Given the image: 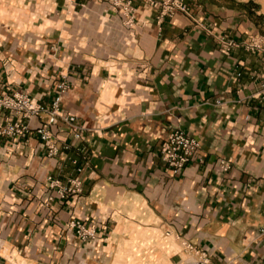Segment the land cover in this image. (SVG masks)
I'll return each mask as SVG.
<instances>
[{
	"label": "crops",
	"instance_id": "1",
	"mask_svg": "<svg viewBox=\"0 0 264 264\" xmlns=\"http://www.w3.org/2000/svg\"><path fill=\"white\" fill-rule=\"evenodd\" d=\"M185 3L159 19L134 2L128 27L105 0H0V96L49 106L65 80L62 112L82 129L48 127L76 164L48 158L36 134L0 136V264H198L202 251L264 264V56L222 49L264 46V0ZM176 130L201 145L178 176L161 158ZM48 177L81 192L62 199Z\"/></svg>",
	"mask_w": 264,
	"mask_h": 264
},
{
	"label": "built area",
	"instance_id": "2",
	"mask_svg": "<svg viewBox=\"0 0 264 264\" xmlns=\"http://www.w3.org/2000/svg\"><path fill=\"white\" fill-rule=\"evenodd\" d=\"M111 6L121 12L125 18V25L132 27L135 23V14L137 8L134 2H142L153 10H159L160 18L173 17L175 14H188L189 9L185 0H105ZM243 47L251 53H260L264 56V46L257 38H249L242 42L233 40L226 41L222 44V49L225 52L233 48ZM239 76V75H238ZM69 89V85L65 80L59 82L56 86V96L49 106L40 104L26 94H13L0 96V111L6 112L9 119L4 126L0 127V136L11 138H25L36 134L48 146L47 157H61L62 153L70 149V146L63 145L58 147L52 141V135L48 130L49 126L62 123L76 132V138L79 137L78 132L82 130L77 124L75 116L67 115L61 109V95ZM262 100L264 101V89L262 91ZM46 117V124L35 130L30 129L29 123L35 118ZM15 118V120L13 119ZM264 123V120H263ZM201 145L200 143L183 133L176 130L172 132L166 142V146L161 150V158L163 164L171 170L174 176H178L185 166L195 159L200 158ZM62 158V157H61ZM63 160L70 161L76 164L67 153L63 156ZM223 172L229 168L227 163L220 164ZM47 182L51 189L56 188L60 198H67L69 195L79 194L81 192V181L78 178L68 180V186H62L61 182L48 177ZM69 230L74 232L75 237L82 243L88 244L97 238L96 231L92 227L85 226L80 221H70L68 223ZM264 236V230L261 232ZM198 264H210L209 256L206 252H199Z\"/></svg>",
	"mask_w": 264,
	"mask_h": 264
},
{
	"label": "bare ground",
	"instance_id": "3",
	"mask_svg": "<svg viewBox=\"0 0 264 264\" xmlns=\"http://www.w3.org/2000/svg\"><path fill=\"white\" fill-rule=\"evenodd\" d=\"M1 43V42H0ZM22 45H24V44H22ZM36 52V51H35ZM24 53V52H23ZM32 56V55H31Z\"/></svg>",
	"mask_w": 264,
	"mask_h": 264
}]
</instances>
